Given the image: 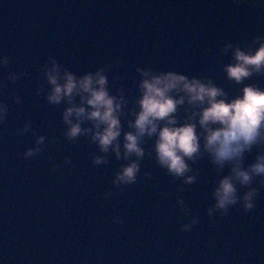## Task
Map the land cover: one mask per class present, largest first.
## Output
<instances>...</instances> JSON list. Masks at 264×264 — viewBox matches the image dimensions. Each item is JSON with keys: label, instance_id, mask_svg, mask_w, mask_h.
Listing matches in <instances>:
<instances>
[{"label": "water", "instance_id": "obj_1", "mask_svg": "<svg viewBox=\"0 0 264 264\" xmlns=\"http://www.w3.org/2000/svg\"><path fill=\"white\" fill-rule=\"evenodd\" d=\"M257 37H264V8L256 3L0 0V57L8 58L0 66V104L7 108L0 123V264H264L261 178L249 186L257 189L250 211L237 203L210 218L213 192L231 165L217 168L202 152L188 161L185 176L194 179L184 183L156 164L154 137H145L136 182L114 184L134 157L125 160L122 147L119 160L111 149L101 153L91 133L68 140V105L48 104L41 71L49 57L77 76L105 67L110 94L126 102L122 141L138 111V68L208 79L232 99L248 85L264 90V76L239 85L226 80L231 50H222H254ZM185 108L178 120L196 110ZM39 137V152L23 159ZM257 155L264 145L245 153L242 167ZM96 157L105 162L94 165ZM236 188L238 196L248 190ZM186 224L190 230L181 231Z\"/></svg>", "mask_w": 264, "mask_h": 264}, {"label": "clouds", "instance_id": "obj_2", "mask_svg": "<svg viewBox=\"0 0 264 264\" xmlns=\"http://www.w3.org/2000/svg\"><path fill=\"white\" fill-rule=\"evenodd\" d=\"M254 2L264 8V0ZM262 40L264 37H257L254 43L259 46L254 50H242L232 44L224 46L222 53L231 50V61L222 68L226 80L239 85L254 74L264 76ZM7 63V57H0V66ZM41 71L48 86L45 97L48 104L59 105L63 101L68 105L62 114L66 126L64 135L68 140L91 133V142L101 153L111 149L119 160L122 147L125 160L134 157L120 168L114 184L136 182L139 161L145 155L140 145L145 137H154L152 152L156 164L173 177H184V183H192L194 179L185 176L190 171L188 161L198 159L202 152L207 153L217 168L231 165L230 175L220 179L213 192L215 204L208 210L210 218L214 212L226 214L237 203L244 212L254 207L257 189L249 186L256 177L264 183V155H257L255 162L247 168L242 167V160L253 146L264 145V90L248 85L240 89L238 96L228 99L225 91L211 80L138 68L136 71L141 77L137 85L138 111L127 124L130 131L123 133L121 141V115L126 102L122 94H110L105 67L77 76L49 57ZM183 105L196 110L186 119L178 120L177 112ZM188 108L184 109L186 113ZM6 114V106L0 104V123ZM85 121L91 123V129L81 127ZM43 141V137L37 138L35 146L24 151L23 159L35 156ZM104 162L100 157L93 159L94 165ZM237 185L248 190L238 196ZM113 223L119 224L120 220L114 218ZM195 223L194 219L192 224ZM190 227L183 225L181 231L187 232Z\"/></svg>", "mask_w": 264, "mask_h": 264}, {"label": "trees", "instance_id": "obj_3", "mask_svg": "<svg viewBox=\"0 0 264 264\" xmlns=\"http://www.w3.org/2000/svg\"><path fill=\"white\" fill-rule=\"evenodd\" d=\"M245 2H248V3H255L254 0H245ZM240 3H243V2H240Z\"/></svg>", "mask_w": 264, "mask_h": 264}]
</instances>
